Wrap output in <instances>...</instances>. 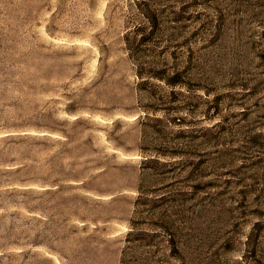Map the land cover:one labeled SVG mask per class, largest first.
<instances>
[{
  "label": "rangeland",
  "instance_id": "1",
  "mask_svg": "<svg viewBox=\"0 0 264 264\" xmlns=\"http://www.w3.org/2000/svg\"><path fill=\"white\" fill-rule=\"evenodd\" d=\"M0 264H264V0H0Z\"/></svg>",
  "mask_w": 264,
  "mask_h": 264
}]
</instances>
